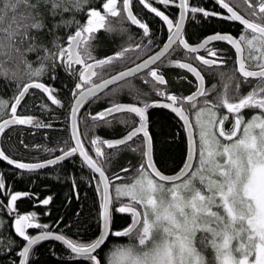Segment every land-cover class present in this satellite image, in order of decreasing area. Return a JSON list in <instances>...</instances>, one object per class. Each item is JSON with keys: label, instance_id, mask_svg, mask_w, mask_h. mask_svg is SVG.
Wrapping results in <instances>:
<instances>
[{"label": "snow or ice", "instance_id": "6c2138e0", "mask_svg": "<svg viewBox=\"0 0 264 264\" xmlns=\"http://www.w3.org/2000/svg\"><path fill=\"white\" fill-rule=\"evenodd\" d=\"M214 4L219 11L194 5L191 0H0V77L6 81L10 78L17 87L10 112L9 102L0 99V108L5 110L0 116L8 115L0 122V134L15 125L51 127L38 117L17 114L18 106L22 108L24 98L35 90L47 94L51 104L61 105L50 81L60 70L75 80V103L69 113L74 146L43 163L12 159L4 150H0V160L17 170L34 171L78 154L83 164L98 174L93 179L100 197L96 238L87 242L66 238L51 231L49 224L35 223L36 212L16 211L21 198L36 199L48 206L53 201L51 195L41 200L28 191H8L0 175V209L14 216V231L25 242L8 241L9 249L13 244L20 249L12 250V264H35L38 254L34 246L49 239L70 250L76 264H264V0H214ZM137 5L166 26L167 42L134 67L104 79L115 63L152 43L149 39L147 45L129 44L103 58L95 55L101 31L123 37L128 24L137 26L143 36L150 35L149 24L134 13ZM162 6H175L177 12L166 14L167 8L161 10ZM65 14H69L68 19ZM197 16L202 21L239 23L241 33L237 37L230 32H215L193 46L186 37L185 24ZM57 28L73 29L66 43L61 44L56 36L52 42L55 51L41 46L44 55L28 61L26 53L35 49L39 33H53ZM215 42L231 46L235 59L226 56L223 49L210 47ZM180 50L189 62L170 63L195 78V90L188 95L168 90L161 71L162 58ZM202 50L204 54H198ZM9 62L16 63L17 70L6 68ZM230 63L231 70H225ZM145 70L146 76L141 79L151 84L157 99H141L148 93L141 92L130 80L113 88L112 93L128 88L134 102H110L98 113H90L96 122L92 128L110 126L115 121L131 130L118 139L95 136L89 141L91 148L86 149L78 118L85 101L98 98L110 85ZM206 76L217 77L218 83L205 87ZM245 86L249 89L246 92ZM42 107L48 109L46 104ZM154 107L174 113L188 136L186 158L174 175L162 172L154 160V140L149 131V110ZM245 110L255 114L245 119ZM129 114H134L138 122L125 118ZM134 138L141 142L136 143ZM108 149L116 151L109 154ZM122 150L139 152L141 162L135 175L127 177L130 183L116 184L126 177L119 173L110 176L108 165ZM129 171L120 170L125 174ZM115 214L129 215L130 223L113 230ZM29 230H40V234L31 235ZM109 237L127 241L105 252L103 246Z\"/></svg>", "mask_w": 264, "mask_h": 264}, {"label": "trees", "instance_id": "16d2710c", "mask_svg": "<svg viewBox=\"0 0 264 264\" xmlns=\"http://www.w3.org/2000/svg\"><path fill=\"white\" fill-rule=\"evenodd\" d=\"M194 5L203 6L205 8H216L213 0H191ZM239 2V0H238ZM135 3V0H134ZM139 5L134 8L136 14L141 15L140 11L149 17H152L142 8L139 10ZM242 7V6H241ZM69 18V14H65V19ZM76 19L80 20L81 15H76ZM197 23H192L190 29V37L197 38L198 36L212 31L217 28L231 29L226 22H217L216 20L202 21L197 20ZM154 23L158 26L157 22ZM128 33L123 37L119 34H108L104 31L99 33L100 43L97 46L95 55L102 56L116 51L118 48L134 43L137 39V33H142L135 26L125 24ZM156 31V37H162V31ZM73 32L72 28H57L53 33L40 32L36 41L35 49L26 53L28 61H36L37 56H43L41 46L47 47L52 51L53 40L59 36L60 43L64 44L67 40V35ZM132 39L129 40L128 36ZM27 47V45H25ZM18 63V62H17ZM131 64H114L108 69L104 76L112 72L124 68ZM6 68L13 71L17 70V64L9 62ZM232 64H229L225 70H231ZM23 65H20L19 71L23 73ZM171 87L177 90H186L188 83H174L172 77L176 78L180 75L178 72L167 73ZM57 78L50 81V86L55 90L57 99L61 101V105H53L47 99V95L41 93L40 90L30 91V94L22 101V108L18 106L17 114L32 115L38 117L45 125L51 127H31L28 125L10 126L5 129V133L0 135L1 148L9 156L22 160L24 162H40L52 158L60 153L62 149H67L73 145L70 132L69 113L72 102L74 100L73 87L75 80L68 73L60 70L56 73ZM130 80L143 93H148L147 97L141 96V99L148 101L156 98L152 91L151 84H145L140 76H134L116 84L103 92L98 98H92L85 102L84 106L78 112L79 129L84 134L86 149L91 148L89 141L95 136L103 139L120 137L127 133L131 127L116 123L115 121L110 126H99L95 129L92 125L96 122L92 121L89 114H96L99 111L110 105V102H134L132 96L129 94L128 88H123L119 92L112 93V89L123 85ZM179 80V78H178ZM218 83V78L215 76H207V85L211 87L212 84ZM254 83V82H253ZM249 90L246 86L244 91ZM17 93L15 81L10 78L6 81L0 77V99L13 102V98ZM48 105L45 110L42 105ZM5 112L0 108V113ZM250 112V113H249ZM255 114L253 111L245 110V119H249L251 115ZM150 132L154 140V159L158 167L166 172L173 173L179 170L186 158L187 144L185 133L182 130L181 123L177 120L175 115L167 109L154 107L150 109ZM8 115L0 116V120ZM125 118L138 122V118L134 114H129ZM230 127V125H229ZM136 143L141 141L134 138ZM23 141V144L21 143ZM131 143V142H130ZM25 145L27 147H25ZM135 146V144L133 145ZM50 149L52 151H47ZM114 149H108L109 154L113 153ZM82 158L78 154L66 159L65 161L34 171L17 170L6 162L0 160V175L5 179L9 186L8 191H28L33 194H38L39 199H44L51 195L53 201L48 206L40 205L38 200L30 199L28 197L21 198L18 202L17 213L27 214L29 212H36L37 220L35 223L49 224L50 230L64 234L67 238L80 239L85 242L96 238L99 230V205L100 197L96 190V180L93 179V172L86 167ZM141 162L139 152L119 151L108 165V174L111 176L114 173H119L125 176L124 181H115V183L131 182L127 177L135 175V169ZM122 168H129L128 173H122ZM76 185L75 189L73 185ZM78 193V196L76 195ZM126 202V201H125ZM3 203L6 205L7 200ZM61 218H63L61 220ZM60 220L59 224L55 222ZM14 216H10L4 209H0V261L2 264H12L15 255L11 254L12 250L18 252L20 249L16 244L8 247V241L13 240L17 243H25L23 239L18 237L13 228ZM130 223V216L127 214H115L113 218V230H121ZM40 230H29V234H35ZM127 238L109 237L103 246L104 251L120 243H125ZM34 251L38 254L35 264H76L73 259V254L67 250L62 243L49 239L42 241L39 245L34 246ZM32 257L30 256V260Z\"/></svg>", "mask_w": 264, "mask_h": 264}, {"label": "flooded vegetation", "instance_id": "af4514ba", "mask_svg": "<svg viewBox=\"0 0 264 264\" xmlns=\"http://www.w3.org/2000/svg\"><path fill=\"white\" fill-rule=\"evenodd\" d=\"M214 2V0H213ZM235 2L239 3L238 0H235ZM154 6H158V5H154ZM243 7V6H242ZM140 8H142L144 11H146L148 14H150L152 17H149L147 16L146 14H144L143 12L140 11L141 15H138L139 17H141L143 19L144 22L148 23L149 24V28H150V35L148 37H145L143 36V33H137V36H138V39L132 43V44H135V43H143L145 45L148 44V41L149 39H151L152 43L151 45H149L148 47H146L142 52H131L129 53V58L128 59H125V60H122V61H119L115 64H131V65H134L136 63H139L141 62L143 59H146L148 58L149 55H152L154 54L155 52L159 51L162 47H163V44L167 42L166 38H167V30H166V26H164L161 22V20L157 17H155L154 14H151L148 10H145L142 6L139 7V10ZM165 8H167V12L166 14H169V13H176L177 12V9L175 6H162L161 7V10H164ZM206 9H212V8H206ZM214 10H217L219 11L220 9L218 8V6H216V8H213ZM135 13V11H134ZM201 18L199 16H197L196 20L195 21H192V22H187L186 21V24H185V29H186V37L189 41V43L193 46H196L198 45L200 42H202L204 40V38H206L208 35L210 34H213L215 32H222V33H227V32H230L233 36H239L240 33H241V30H242V26L239 24V23H233V22H226V24L228 23L229 25V28L231 29H220V28H217V29H214L212 31H209L207 33H204L200 36H198L197 38H191L190 37V27L192 25V23L194 24L197 23L196 21L197 20H200ZM212 20H216L217 22H225L223 20H220V19H212ZM150 22H157L158 26L155 25L154 23V27H153V24H151ZM136 27V26H135ZM153 29H156L158 31H162V37H159L157 38L156 37V31H154ZM131 44V43H128V45ZM128 45H124L122 47H126ZM210 47H215V48H218V49H223L224 52H225V55L226 56H229V57H232V59L234 60L235 59V53H234V50L232 49L231 46L227 45L225 42H215L213 44L210 45ZM121 48V47H120ZM120 48H118L117 50H119ZM113 52L111 53H108V54H105V55H102V56H97L98 58H103L107 55H111ZM198 54H204L203 50L198 53ZM175 60H180L181 62H189L190 58L189 57H185L184 56V52L183 50H180L178 52H173L171 53L170 56L166 55L165 57L162 58V63L164 65V67L161 69V71L164 73L165 75V79L168 81V90L172 91V92H175L177 93L178 95H188L190 94L192 91L195 90V78L190 74V73H187L186 70H183V69H179L177 67H175L173 64L170 63V61H175ZM231 64V63H230ZM131 65H128L126 67H129ZM124 67V68H126ZM124 68H121V69H118L114 72H112L111 74H108L107 76H104L103 78H106ZM165 72H169V73H175V72H178L180 75L176 78L175 77H172V82L174 83H178V82H182V83H188V86H187V89L186 90H177L175 89L174 87H171L170 85V82H169V77L168 75H166ZM134 76H146V70L144 72H141L139 74H136ZM133 76V77H134ZM186 77V78H185ZM179 78V80H178ZM123 81H120L119 83H121ZM191 82V83H190ZM117 83V84H119ZM116 85V84H115ZM114 86V85H113ZM163 87V86H161ZM205 87H208L207 85V76L205 78ZM74 88V87H73ZM111 88V87H110ZM108 90V89H107ZM106 91V90H105ZM103 91V92H105ZM102 92V93H103ZM101 93V94H102ZM99 94V95H101ZM157 99L154 98L153 100H150L149 102H153ZM162 100V98H159ZM87 102V101H86ZM128 102V101H127ZM168 110V109H167ZM169 112H171L170 110H168ZM149 113H150V110H149ZM172 113V112H171ZM250 113V112H249ZM173 115H175L174 113H172ZM175 117L177 118V120L182 124V121L179 120V118L175 115ZM149 126H150V115H149ZM32 127V126H31ZM182 127V125H181ZM150 128V127H149ZM182 130L183 132L185 133V137H186V144H187V136H186V131L185 129L182 127ZM142 136V134H141ZM117 138V137H115ZM107 139H112V138H107ZM74 146V143L73 145ZM86 148V147H85ZM61 154V153H60ZM187 154V153H186ZM59 155V154H58ZM57 156V155H56ZM83 160V159H82ZM96 175L95 173L93 174V176ZM33 235V234H32Z\"/></svg>", "mask_w": 264, "mask_h": 264}, {"label": "water", "instance_id": "95a60500", "mask_svg": "<svg viewBox=\"0 0 264 264\" xmlns=\"http://www.w3.org/2000/svg\"><path fill=\"white\" fill-rule=\"evenodd\" d=\"M137 27V26H136ZM163 48V47H162ZM161 48V49H162ZM160 49V50H161ZM147 59V58H146ZM135 66V64L134 65H132V66H129V67H127V68H124V69H122V70H120V71H118V72H116V73H114V74H112V75H110V76H108V77H106V78H104V79H108V78H110L111 76H114V75H117L119 72H123V71H126L128 68H132V67H134ZM126 79H128V78H126ZM125 79V80H126ZM120 81H118L117 83H119ZM115 85V84H114ZM113 85H110L109 86V88L110 87H112ZM108 88V89H109ZM105 90H107V89H105ZM104 90V91H105ZM47 95V94H46ZM25 99V98H24ZM86 102V101H85ZM75 103V97H74V100H73V102H72V105ZM119 103H132V102H119ZM72 107V106H71ZM8 118V116L7 117H5V118H3V119H7ZM2 119V120H3ZM2 120H0V122H2ZM15 126H20V125H15ZM130 131V130H129ZM70 132H71V134H72V128H71V120H70ZM127 134V133H126ZM125 134V135H126ZM1 135V134H0ZM125 135H123V136H120V137H117V138H112V139H118V138H123ZM186 136H187V133H186ZM187 142H188V136H187ZM74 143V142H73ZM0 150H2V148H1V143H0ZM63 153H61V154H59V155H62ZM58 156V155H57ZM56 157V156H55ZM55 157H52V158H49V159H53V158H55ZM10 158H12V159H16V158H13V157H11L10 156ZM70 158V157H69ZM82 158V157H81ZM66 159H68V158H66ZM65 159V160H66ZM83 159V158H82ZM46 160H48V159H46ZM46 160H43V161H40V163H43V162H45ZM65 160H63V161H65ZM155 160V159H154ZM63 161H58L57 162V164H59V163H61V162H63ZM24 162V161H23ZM7 163V162H6ZM26 163H37V162H26ZM11 166H13V165H11ZM50 166H53V165H47L45 168H47V167H50ZM183 166V165H182ZM14 167V166H13ZM157 167H158V165H157ZM15 168V167H14ZM159 168V167H158ZM160 169V168H159ZM37 170H39V169H37ZM161 170V169H160ZM162 171V170H161ZM179 170H177V171H175V172H173V173H166V172H164V171H162V172H164L165 174H167V175H174L176 172H178ZM96 175H98V174H96ZM13 228H14V221H13ZM51 231H53V230H51ZM55 234H61V233H58V232H55V231H53ZM40 234V232H37V233H35L34 235H39ZM22 239V238H21ZM53 240V239H52ZM59 242V241H58ZM61 243V242H60Z\"/></svg>", "mask_w": 264, "mask_h": 264}, {"label": "rangeland", "instance_id": "374dc122", "mask_svg": "<svg viewBox=\"0 0 264 264\" xmlns=\"http://www.w3.org/2000/svg\"><path fill=\"white\" fill-rule=\"evenodd\" d=\"M127 183H130V182H127ZM117 184H119V183H117ZM59 233V232H58Z\"/></svg>", "mask_w": 264, "mask_h": 264}]
</instances>
